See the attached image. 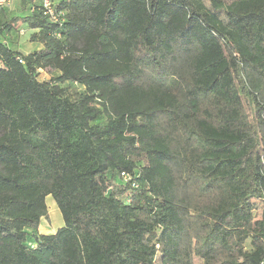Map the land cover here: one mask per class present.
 <instances>
[{
	"label": "trees",
	"instance_id": "trees-1",
	"mask_svg": "<svg viewBox=\"0 0 264 264\" xmlns=\"http://www.w3.org/2000/svg\"><path fill=\"white\" fill-rule=\"evenodd\" d=\"M54 2L0 38V264H262L264 0Z\"/></svg>",
	"mask_w": 264,
	"mask_h": 264
},
{
	"label": "crops",
	"instance_id": "crops-1",
	"mask_svg": "<svg viewBox=\"0 0 264 264\" xmlns=\"http://www.w3.org/2000/svg\"><path fill=\"white\" fill-rule=\"evenodd\" d=\"M40 3V0H15L11 5L4 8L0 14V38L4 39V42L13 49L28 54L35 50L41 49L43 46L40 43L33 42L31 35L35 30L28 28L27 24L24 22V18L29 15L28 8L32 4ZM8 21H12L11 28L1 27ZM33 46L32 50H28V46ZM55 206L53 205L52 208ZM48 210V215L41 219V224L37 230L39 235H51L55 234L60 228L64 226V222H58L57 224H52L50 214ZM58 217V216H57Z\"/></svg>",
	"mask_w": 264,
	"mask_h": 264
},
{
	"label": "rangeland",
	"instance_id": "rangeland-1",
	"mask_svg": "<svg viewBox=\"0 0 264 264\" xmlns=\"http://www.w3.org/2000/svg\"><path fill=\"white\" fill-rule=\"evenodd\" d=\"M226 2H229L231 0H225ZM205 4L206 6L211 9V6H210V3H209V0H205ZM218 16L224 21L226 22V18L224 16V14L222 12H219L218 13ZM30 47H33V46H28L27 49L28 50H32L33 48H30ZM55 74L54 73H51L49 71H42L41 72V76H40V79L41 80H49L50 78H52ZM46 204L48 206V210H49V214H50V218H51V222L52 224H57L59 221L60 222H63V217L61 215V212L59 211L57 205H56V202L54 201V199L52 197H47L46 199ZM53 205L55 206L54 208ZM260 205L258 204L257 205V211L260 212ZM58 216V217H57ZM197 264H200L199 262Z\"/></svg>",
	"mask_w": 264,
	"mask_h": 264
},
{
	"label": "built area",
	"instance_id": "built-area-1",
	"mask_svg": "<svg viewBox=\"0 0 264 264\" xmlns=\"http://www.w3.org/2000/svg\"><path fill=\"white\" fill-rule=\"evenodd\" d=\"M15 0H0V14L4 8L11 5ZM41 11L45 17L52 22H58L60 20L59 13L55 8L54 0H40ZM264 264V262L262 263Z\"/></svg>",
	"mask_w": 264,
	"mask_h": 264
}]
</instances>
